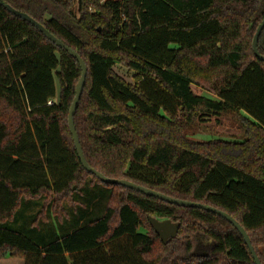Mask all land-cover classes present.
Returning a JSON list of instances; mask_svg holds the SVG:
<instances>
[{"label":"trees","instance_id":"trees-1","mask_svg":"<svg viewBox=\"0 0 264 264\" xmlns=\"http://www.w3.org/2000/svg\"><path fill=\"white\" fill-rule=\"evenodd\" d=\"M4 1L85 61L74 121L89 165L228 212L264 264V61L253 48L264 0ZM258 49L264 55V29ZM81 75L77 58L0 4V258L256 264L222 216L104 183L83 167L69 127ZM224 118L239 125L238 139L192 137ZM32 200V222L50 223L55 237L7 226ZM150 217L179 223L177 236L164 243Z\"/></svg>","mask_w":264,"mask_h":264},{"label":"water","instance_id":"water-1","mask_svg":"<svg viewBox=\"0 0 264 264\" xmlns=\"http://www.w3.org/2000/svg\"><path fill=\"white\" fill-rule=\"evenodd\" d=\"M0 4H2L5 8H7L11 13H13L16 16H19L30 23H32L36 28H38L41 32H43L50 40L53 42L57 43L60 47L65 48L71 55H73L75 58H77L81 68H82V75L79 80V82L76 85V95L73 99V102L71 104V108L69 111V127L71 134L73 136L75 146L80 158V161L83 165V167L89 171L90 173H93L96 175L102 182L107 183V184H119L125 187H128L130 189L136 190L138 192L144 193L149 196H153L156 198H159L163 201H167L172 204H177L185 207H196V208H201L210 212H213L219 216H222L223 218L227 219L229 222H231L235 228L239 231V233L243 236L245 243L249 247L250 252L253 255L254 261L256 264H263L255 251V248L252 245L251 237L248 234L247 230L236 220L232 215H230L228 212L223 211L221 209H218L214 206L200 203V202H195V201H189V200H184V199H178L174 198L172 196H169L165 193L159 192L157 190L151 189L149 187H145L141 184L135 183L131 180L128 179H117V178H111L103 174L101 171L93 168L92 166L89 165L82 146L80 144L79 136L75 127V121H74V115L76 113L77 107L79 105V100L83 92L85 80H86V75H87V65L83 58L80 56V54L76 51L67 46L62 40H60L58 37L53 35L43 24L39 23L37 20H35L33 17L28 15L25 12L19 11L15 8H13L10 4L6 3L4 0H0ZM264 29V19L262 22L258 25L256 33L253 38V48L256 56L264 61V55L260 53L258 49V42H259V37L261 35L262 30ZM56 57L59 62H61V54L59 52H56ZM61 71V66L57 68V72ZM57 81V102L60 104L61 103V93H62V85L58 77H56ZM150 221L155 229V231L158 233L160 236L161 240L164 243H168L169 240L175 238L178 234V231L180 229V224L173 222L171 219H163L160 220L155 217H150Z\"/></svg>","mask_w":264,"mask_h":264},{"label":"rangeland","instance_id":"rangeland-1","mask_svg":"<svg viewBox=\"0 0 264 264\" xmlns=\"http://www.w3.org/2000/svg\"><path fill=\"white\" fill-rule=\"evenodd\" d=\"M77 8L75 7V10ZM116 71L122 75L126 81L134 83L135 73L130 71L127 67L119 64L115 67ZM193 90L196 93H205L199 86L193 85ZM241 134V129L239 125L228 118H224L221 123H216L213 119L207 123V127H204L198 134L192 136L196 140H207L211 138H223L226 140H235L238 139V136ZM37 200H32L30 202H25L21 209L19 210L18 216L15 217L14 220L7 222V226L13 229H18L23 231V229L32 228L38 229L36 232H40L41 234H47L48 237H55L54 233L51 230L50 223L49 225H39L32 222L31 217H33L38 211ZM31 205V206H30ZM30 206V207H29ZM163 220V219H160ZM38 227V228H37ZM144 231V229H141ZM50 237V238H52ZM12 258V257H11ZM18 259V258H15ZM22 263L20 260H16ZM6 263V262H3Z\"/></svg>","mask_w":264,"mask_h":264},{"label":"crops","instance_id":"crops-1","mask_svg":"<svg viewBox=\"0 0 264 264\" xmlns=\"http://www.w3.org/2000/svg\"><path fill=\"white\" fill-rule=\"evenodd\" d=\"M16 260H20L22 263H20L19 261H16ZM3 262H6V263H3ZM0 264H24V262L21 259L4 257V258H0Z\"/></svg>","mask_w":264,"mask_h":264},{"label":"built area","instance_id":"built-area-1","mask_svg":"<svg viewBox=\"0 0 264 264\" xmlns=\"http://www.w3.org/2000/svg\"><path fill=\"white\" fill-rule=\"evenodd\" d=\"M52 103H53V101H49V102H48V104H52Z\"/></svg>","mask_w":264,"mask_h":264}]
</instances>
